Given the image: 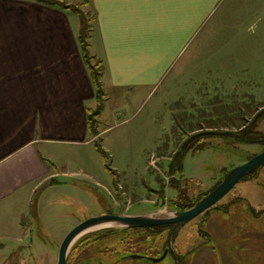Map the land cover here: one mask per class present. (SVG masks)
Wrapping results in <instances>:
<instances>
[{
	"label": "rangeland",
	"instance_id": "1",
	"mask_svg": "<svg viewBox=\"0 0 264 264\" xmlns=\"http://www.w3.org/2000/svg\"><path fill=\"white\" fill-rule=\"evenodd\" d=\"M66 7L78 15L80 33L84 27L90 63L99 75L100 62L88 51L93 13L86 0ZM263 103L264 0H225L154 87L124 90L105 103L107 116L125 120L117 126L113 117L114 128L100 144L105 155L96 151L90 167L74 160L69 175L44 190L31 208L29 239L1 251L0 264H57L64 236L88 218L148 215L198 199L262 150L256 141L264 134V107L257 109ZM193 129L199 130L189 140ZM215 206L181 226L173 253L158 262L149 258L162 255L169 227L120 231L111 238L102 233L105 228L91 231L71 247L68 264H264V170L238 181ZM127 252L147 259H123Z\"/></svg>",
	"mask_w": 264,
	"mask_h": 264
},
{
	"label": "crops",
	"instance_id": "2",
	"mask_svg": "<svg viewBox=\"0 0 264 264\" xmlns=\"http://www.w3.org/2000/svg\"><path fill=\"white\" fill-rule=\"evenodd\" d=\"M65 1L0 0V252L29 239L31 208L74 160L93 165L95 145L114 128L105 103L154 87L225 0H86L88 51L102 67L98 105L80 20L66 7L84 0Z\"/></svg>",
	"mask_w": 264,
	"mask_h": 264
},
{
	"label": "water",
	"instance_id": "3",
	"mask_svg": "<svg viewBox=\"0 0 264 264\" xmlns=\"http://www.w3.org/2000/svg\"><path fill=\"white\" fill-rule=\"evenodd\" d=\"M264 167V147L250 157L244 163L234 167L225 173L222 179L204 197L199 199L192 206L182 209L157 210L148 215H113L104 214L88 218L74 226L62 239L57 254V264H67V255L74 243L83 235L98 229H151L154 227L168 226L170 231L167 238L166 247L162 255L158 258H149L150 261L158 262L166 254L173 253L172 241L176 231L201 213L209 210L226 196L240 181L250 173L258 171ZM123 259H143L147 258L140 254H127Z\"/></svg>",
	"mask_w": 264,
	"mask_h": 264
},
{
	"label": "trees",
	"instance_id": "4",
	"mask_svg": "<svg viewBox=\"0 0 264 264\" xmlns=\"http://www.w3.org/2000/svg\"><path fill=\"white\" fill-rule=\"evenodd\" d=\"M38 1H41V0H38ZM82 25H83V22H82ZM83 34H84V27H82V29H81V33H80V35H79V43H80V47H81V55H82V57H83V60H84V62H85V65L87 66V68H88V70H89V73H90V75H91V78H92V80H93V83H94V85H95V88H96V96H97V98H98V100H100L99 98L101 97L100 95H102V92H101V88H100V83H99V77H100V73L101 72H99V75H98V73L97 72H93V67L91 66V63H90V61L91 60H93V58L92 57H89V55H88V52H87V44H85V37L83 36ZM102 70V69H101ZM93 72V73H92ZM258 136H260V138H264V134H257ZM193 139H195V134L194 135H192L191 136V138L189 139V140H193ZM95 147H96V149H97V151L98 152H100L102 155H105V153H104V151L101 149V147L97 144V145H95ZM184 149H185V145L179 150V152H183L184 151ZM217 185V184H216ZM215 185V186H216ZM212 189V188H211ZM210 189V190H211ZM176 190H177V193H178V197L180 196V195H182V191H181V189H180V187L178 186L177 188H176ZM209 190V191H210ZM208 191V192H209ZM207 192V193H208ZM206 193V194H207ZM206 194H204V195H202V196H200L198 199H196V200H193V202H191V203H188V204H183V206H181L180 208H177V209H174V208H170V209H174V210H182V209H185V208H188V207H190V206H192L194 203H196L199 199H201L202 197H204ZM177 200H178V198H176L175 199V201H172V203L173 204H171V206H173V205H175L176 204V202H177ZM215 208V207H214ZM165 227H167V226H165ZM164 226H162V227H157V228H165ZM157 228H153V229H157ZM152 228L151 229H145V230H153ZM132 230H134V229H130V230H126V229H106V230H104V231H102V233H105V234H108V235H113V234H116V233H118V232H120V231H132ZM104 234V235H105ZM105 236H107V235H105ZM105 236H92V237H90V240L88 241V242H97V241H99V240H103L104 239V237ZM112 240V239H111ZM89 245V244H88ZM128 254V252L127 253H125V255H127ZM125 255H123V256H125ZM122 256V257H123ZM67 264H68V260H67Z\"/></svg>",
	"mask_w": 264,
	"mask_h": 264
},
{
	"label": "flooded vegetation",
	"instance_id": "5",
	"mask_svg": "<svg viewBox=\"0 0 264 264\" xmlns=\"http://www.w3.org/2000/svg\"><path fill=\"white\" fill-rule=\"evenodd\" d=\"M257 120V117L256 118H254L253 120H252V122H251V124L250 125H255L256 124V121ZM256 131V130H255ZM256 142H260L259 144L261 145V147H262V149H263V147H264V138L263 139H260V140H257ZM255 155V154H254ZM262 170H264V167L263 168H261V169H259L258 171H254V172H252V173H250L247 177H249L251 174H255V173H257V175L258 174H260V172L262 171ZM256 176V175H255ZM247 177H245V178H247ZM244 179V178H243ZM215 187V186H214ZM213 188V187H212ZM234 188V187H233ZM225 197V196H224ZM223 199V198H222ZM230 203H232V202H229V203H227L226 205L227 206H230ZM216 205V204H215ZM213 206L212 208H216V206ZM222 209V208H221ZM223 210V209H222ZM225 211H228V210H225ZM168 227V226H167ZM154 228H157V227H154ZM153 229V228H152ZM143 230H145V229H143ZM169 231H170V227H169ZM114 235V234H113ZM113 235H109V237H107V238H111V236H113ZM89 246V245H88ZM87 246V247H88ZM107 252H105L104 254H106ZM110 253V252H109ZM109 253H107V254H109ZM140 255H142V256H145V257H147L146 256V254H140ZM90 256V255H89ZM143 259H147V258H143ZM82 264H84L83 263V261H80ZM103 262L102 261H97L96 262V264H102Z\"/></svg>",
	"mask_w": 264,
	"mask_h": 264
}]
</instances>
